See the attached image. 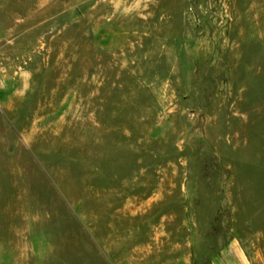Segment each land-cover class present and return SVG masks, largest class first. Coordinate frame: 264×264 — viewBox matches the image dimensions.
Masks as SVG:
<instances>
[{
  "label": "rangeland",
  "instance_id": "1",
  "mask_svg": "<svg viewBox=\"0 0 264 264\" xmlns=\"http://www.w3.org/2000/svg\"><path fill=\"white\" fill-rule=\"evenodd\" d=\"M264 264V0H0V264Z\"/></svg>",
  "mask_w": 264,
  "mask_h": 264
},
{
  "label": "crops",
  "instance_id": "2",
  "mask_svg": "<svg viewBox=\"0 0 264 264\" xmlns=\"http://www.w3.org/2000/svg\"><path fill=\"white\" fill-rule=\"evenodd\" d=\"M210 264H250V262L238 241L231 240L226 248L212 259Z\"/></svg>",
  "mask_w": 264,
  "mask_h": 264
}]
</instances>
